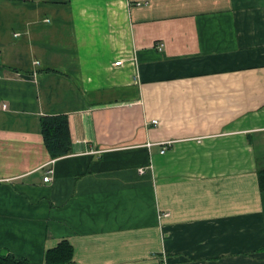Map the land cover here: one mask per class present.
<instances>
[{
  "label": "crops",
  "instance_id": "1",
  "mask_svg": "<svg viewBox=\"0 0 264 264\" xmlns=\"http://www.w3.org/2000/svg\"><path fill=\"white\" fill-rule=\"evenodd\" d=\"M261 170L264 0H0V250L264 264Z\"/></svg>",
  "mask_w": 264,
  "mask_h": 264
},
{
  "label": "trees",
  "instance_id": "2",
  "mask_svg": "<svg viewBox=\"0 0 264 264\" xmlns=\"http://www.w3.org/2000/svg\"><path fill=\"white\" fill-rule=\"evenodd\" d=\"M40 133L51 159L65 156L71 152L70 130L64 114L40 118ZM258 186L264 191V170L258 172ZM73 247L66 240H60L44 253L43 264H72ZM0 264H31L25 258H15L10 252L0 250Z\"/></svg>",
  "mask_w": 264,
  "mask_h": 264
},
{
  "label": "built area",
  "instance_id": "3",
  "mask_svg": "<svg viewBox=\"0 0 264 264\" xmlns=\"http://www.w3.org/2000/svg\"><path fill=\"white\" fill-rule=\"evenodd\" d=\"M159 48H162V45H159ZM120 64V62H116L115 63V65H119ZM152 124H156L157 122L155 121V120H153L152 122H151ZM165 152V148H163L161 151H160V153H164ZM50 173V171H47V175L46 176H44L43 177V181H47L48 180V174Z\"/></svg>",
  "mask_w": 264,
  "mask_h": 264
}]
</instances>
